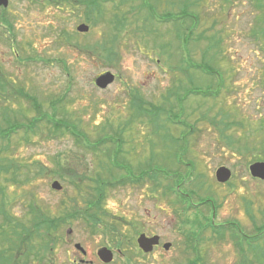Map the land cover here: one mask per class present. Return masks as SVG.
<instances>
[{"label":"rangeland","instance_id":"obj_1","mask_svg":"<svg viewBox=\"0 0 264 264\" xmlns=\"http://www.w3.org/2000/svg\"><path fill=\"white\" fill-rule=\"evenodd\" d=\"M78 1L54 5L47 0H9L4 17L7 15L11 29L0 25V71L11 83L6 94L12 95L11 87L22 89L41 105V113L55 114L56 119L63 117L66 123L76 124L90 143L103 133L116 132L114 139L121 140L119 156L127 166H144L152 158L153 163L148 164L151 171L170 163V159L171 166L167 168H174L172 165L179 160L194 159L196 172L185 178L181 190L190 195L191 201L210 195L216 203V224L232 222L236 235L255 232L256 227L264 224V183L249 175L252 164L264 161V154L263 160H255L259 154L253 150L264 141V9L257 10L255 0H148V6L160 20L184 8L196 14L198 23L185 46L183 32L188 33L190 18L179 20L182 30L178 38V25L151 19L142 0H105L98 6L102 16L98 19L93 12L89 23L84 21L86 3H81L78 11L70 7H76ZM118 19L124 20L126 28L115 32L113 25L123 24H117ZM110 20L112 24L108 23ZM82 23L90 28L86 34L76 32V26ZM116 33L112 61L94 56L96 44L110 41ZM200 35L202 39L195 41ZM212 43H217V47L211 48ZM199 65L203 70L197 68ZM105 72L116 78L101 89L94 85V79ZM205 72L215 75L209 77ZM217 76L222 84L215 97L194 94L213 91L214 86L209 87L211 83L217 84ZM175 87L182 101L181 112L175 106L170 112L168 103L162 105L163 96L167 97ZM174 99L173 95L168 98L172 103ZM8 102L15 112L9 113L11 118L25 124L36 117L30 102L18 97H9ZM149 105L162 106L166 111L159 110L157 114ZM4 107L0 98V116ZM169 114L175 124L167 119ZM151 117L153 122L149 121ZM180 121L192 127V144L188 142L186 155L170 138L185 131L177 125ZM43 122L27 142L21 139L24 134L19 130L12 137L9 152L3 155L15 157L16 162L33 169L18 175V183L6 184L8 214L21 223L29 217L27 207L32 200L52 215H59L65 207H74L80 214L87 208L84 199L93 195L88 187L91 183L85 180L78 193L52 172L58 168L56 162L60 161L64 169L85 171L87 176H92L96 168L102 173L99 168L108 167L103 155L85 150L83 137H79L81 145L77 146L68 134L54 133ZM228 123L238 125L225 132L223 125ZM161 124L166 126L159 127ZM226 136L229 142L232 140L231 146ZM34 163L43 167L42 175L35 177L39 171ZM222 166L231 171V177L219 184L215 172ZM183 167L178 171L181 177L187 175ZM111 169L118 177L115 168ZM7 174L6 178H11ZM52 181H58L62 190H52ZM159 182L164 185L168 180L160 176L156 182L145 178L139 185L105 188V223L91 234L81 217L69 220L60 228L58 234L62 239L46 255L47 260L52 264H71L72 259H78L76 243L92 260L90 253L95 254L97 247L106 243L101 234L104 226L113 223L118 228L116 233L122 234L123 244L134 232L156 234L173 243L171 249L175 252L165 251L162 256L156 253L147 264H174L176 260L181 264L177 253L181 248L179 233L189 230L183 223L187 221L192 229L194 216L205 215L207 208L191 209L185 216H177L174 210L182 206L172 194L164 196L162 188L156 185ZM69 228L71 234L67 235ZM203 233L206 239L210 231ZM106 237L110 240L109 235ZM212 238L211 245L199 242L196 264H238L239 256L231 240L224 236ZM259 246L264 248V239ZM125 247L132 248L131 242ZM207 249L212 251L211 256ZM138 258L137 261L134 256L129 264H142V257ZM125 261L116 264H126Z\"/></svg>","mask_w":264,"mask_h":264},{"label":"trees","instance_id":"obj_2","mask_svg":"<svg viewBox=\"0 0 264 264\" xmlns=\"http://www.w3.org/2000/svg\"><path fill=\"white\" fill-rule=\"evenodd\" d=\"M48 2H53L54 5H60L61 2L67 1V0H47ZM77 1V0H76ZM143 5L148 9L147 13L149 17L153 20H157L159 23L162 22H173V24L178 25L177 31L175 32L177 37L180 38V30L181 25L178 23L179 20H184L190 18L191 24L188 26V33L185 34L183 31L184 36V44L188 43V40H190V36L192 35L193 27H195L198 23V18L196 14L189 13L187 9H182L180 13L177 14H168L163 17L162 20L158 19L157 16H154V13L152 9L148 6V0H142ZM105 2V0H80L78 1V5L74 7V5H70L71 8H76L77 11L79 9V6L82 5L81 3H86L87 9L84 12V21L85 22H91V14L93 12L97 13L98 19L102 16V12L98 10V6L100 3ZM188 3V0H186ZM255 8L258 9H264V2L263 0H255ZM52 4V3H51ZM197 4V2H196ZM6 13L5 9L1 8L0 11V25L1 26H7L8 30L11 29V23L6 17H4V14ZM103 22H105V19H102ZM162 21V22H160ZM102 22V23H103ZM122 22L123 24L121 26H117L116 24L113 25L112 28H114L115 32H120V30H124L126 28V23L123 19L116 20V23ZM93 23V22H92ZM112 24V21L110 22ZM95 23H93L94 25ZM182 24V23H181ZM185 34V35H184ZM254 32L252 33V36H254ZM117 33L113 35L112 39L104 40L102 44H96V48H93V55L98 58H104L105 60L112 61V57L115 56L113 48L114 42L116 41ZM202 39V36H198L195 38V41H199ZM217 43H212L211 48H215ZM99 51H102L104 53H99ZM15 56L18 58V52L15 51ZM216 55V54H215ZM198 69L203 70L202 66L199 65L197 67ZM208 75L209 77H212L211 75H215L214 72H205L204 75ZM217 75V74H216ZM221 77L217 76V84L216 82L212 85H210L209 89H212V86H214V90H200L195 92L194 94L201 93L200 95L202 98H208V97H215L218 94L219 86L222 84V81L220 79ZM221 83V84H220ZM10 81L7 79L4 73L0 71V98L5 103V107L3 108V113L0 116V122L3 124H0V264H15L16 260L19 259V255H21L24 258V264L28 262L30 258L37 257L42 258L43 256L51 253L53 250V246L56 242L60 241L62 238L59 236L58 232L60 228L65 225L69 220L77 219V217L81 216L84 223L87 224L90 233L94 234L98 229L102 226V223L105 221L103 218H105V213L102 209L103 200L105 197V188L112 187L115 185H122V184H133L137 185L140 179L149 178L150 181L156 182L160 176L166 181L168 180V183L161 185L160 182L157 183V187L162 188V192L164 196L166 195H173L174 196H183L181 195V186L183 185V181L185 178H188L189 176H193L194 172H196V162L194 159H187L185 161L179 160L178 163H174L172 165L175 166L174 168H167L172 161V159L168 160L170 163L164 164V168H151V174H148L149 171L146 169V171H141L140 173L134 175V173L131 170L128 175L120 176L122 178H118L116 175H114L112 171V167L117 166V159L119 157L121 140L117 141L114 139L116 132H113V134H102L100 137L96 139V141L90 143V141L87 140L86 136L82 131L78 129V126L76 124H70L66 123L65 118L61 117L59 119L55 118V114H52L51 116L47 113H41V105L35 100L34 97L28 95L26 92H24L20 88L13 89L12 95L8 96L6 94L9 92L10 88ZM216 86H218L216 88ZM177 87L174 88V90H170L167 97L163 96V104L168 103V110L171 112V108L173 111V108L180 109V106H182V101L179 100L177 92L175 91ZM170 95L175 96V102H169L168 98H170ZM9 97H18L22 98L32 104V107L36 110V117H32L31 120H28L27 123L20 122L16 117L11 118L9 113H12V115L15 114L13 109L7 105L9 104L8 100ZM176 102H179L177 104ZM151 105H149L150 107ZM10 107V108H9ZM162 107V106H161ZM161 107H154L151 106L152 110L155 111L157 114L159 110L164 111V108ZM166 111V110H165ZM164 111V112H165ZM182 110L180 109V112ZM152 113V112H151ZM160 114V113H159ZM44 119L45 121L43 122ZM168 120L173 121L175 124V120L173 119V115L169 114L167 117ZM152 121V117L149 120ZM49 127V130H53L54 133L59 134H68L70 137H72L76 143L77 146L81 145V142L79 140V137H83L84 142L82 146H84L85 150L88 152H91L93 154L101 153L105 159L108 160V167L107 169L103 170L102 173L99 171L97 172V169L94 170V174L92 176H87L85 174V171H82L78 173V168H63L64 165L61 164L60 161L57 163V170H52L53 173H55L56 176H58L62 181L67 182L70 186L75 187V190H77L78 193H81V185L82 183L87 180L89 183L88 187L91 192H93L92 197L88 199H84V203L86 204L87 209H84L81 214L78 213V211L72 207L71 210H67L66 207L61 210L59 215H52L49 212L42 211L38 204L32 200L27 207V214L29 217L25 218L23 222H19L16 218L12 217L8 214L7 207L9 206L8 203L5 200V189L6 184L14 185L18 183L19 181L16 179L18 175L22 173H28L32 168H30V165H25L19 162H16L17 159L15 157H4L3 155H6L7 152H9V147L12 144L11 140L14 135L19 130H23L24 136L21 138L25 142H27L30 135H34L38 128L42 127L43 124ZM226 123V122H225ZM177 125L182 126L184 128V132H180L179 136L176 138H171V140L174 143H184L187 142V139L189 135H191L192 127L191 125L186 124L184 121H180ZM238 124H224L223 129L226 132L230 128V126H235ZM166 124H161L159 127H164ZM190 126V127H189ZM264 126V125H263ZM223 129L221 130L223 132ZM230 130V129H229ZM181 134V135H180ZM229 137L226 136L225 140H228ZM232 140L227 141V143L230 145ZM182 143V144H183ZM109 144H112L111 147H109ZM108 146L106 148V151L104 152L103 149H99V146ZM114 145V146H113ZM116 146V147H115ZM183 146V145H182ZM231 146V145H230ZM254 151L259 154L258 157L255 160L262 159L264 154V141L262 145L254 146ZM180 150H183L184 148H180ZM240 150V149H239ZM238 151V150H237ZM262 155V156H260ZM174 159V158H173ZM263 160V159H262ZM153 163V161H152ZM179 164V165H178ZM184 166V167H183ZM178 167V168H177ZM183 167L185 169V172L187 175L180 176L178 174V171ZM35 170H38L39 172L36 173V176L42 175L43 173V167L40 165H36L34 163ZM101 168H99L100 170ZM87 170V169H86ZM34 172V171H33ZM112 172V173H111ZM7 173L11 174V178L7 179ZM169 180H171V184L169 183ZM191 191V190H189ZM197 204L196 206L192 204H188L186 207H179V211L182 215H184L185 212L191 209H198L199 207L207 208V212L205 215L200 213L199 215L194 216V220L191 223L192 230L190 232H200L203 233L205 231H210V233L214 234L217 238L223 237L224 234H229L231 238V242L233 243V246L235 249H237L240 254L239 259L240 261L238 264H264V248L262 246L258 247L259 240L257 237H249V238H241L236 236V229L233 227V223H229L228 226L226 225H217L214 226L211 222L210 216L207 217V214H210L212 210H214V214L216 213V203L215 200H212L210 195H204V196H198ZM70 201V200H69ZM74 201V200H71ZM177 203L180 204V200H176ZM174 204V202H172ZM172 204V205H173ZM205 206V207H204ZM175 213H177V211ZM199 210V209H198ZM184 223H187V225L190 226V224L187 221H184ZM108 224V223H107ZM105 235L108 233H111L112 231L117 232L118 228L115 224L104 226L103 228ZM264 233V224H261L259 227H256V230L254 233ZM16 241V242H15ZM14 243V244H13ZM246 244V245H245ZM247 247L245 249L244 247ZM243 250H245L243 252Z\"/></svg>","mask_w":264,"mask_h":264},{"label":"flooded vegetation","instance_id":"obj_3","mask_svg":"<svg viewBox=\"0 0 264 264\" xmlns=\"http://www.w3.org/2000/svg\"><path fill=\"white\" fill-rule=\"evenodd\" d=\"M187 141L189 142V139H187ZM188 142H184V143L182 142L183 144L182 143H175V144L179 148H184V152H187L188 148H190ZM189 143L192 144V142H189ZM181 151L183 152V150H181ZM184 155H186V153ZM141 171L145 172L146 168L145 169H141V168L136 169L135 171H133V173L136 175V174L140 173ZM145 177L146 176H144V178ZM261 182L264 183V181H261ZM189 192H192V190ZM181 195H183L182 196L183 202H185V199L191 201L190 195L187 192L183 191V192H181ZM85 209H87V208H85ZM81 219H82V217H81ZM214 219H215V217H214ZM214 219H213L212 224L214 226H217L214 223V221H215ZM229 223L231 224V222L228 221V223H224L222 225L228 226ZM70 234H71V230H70ZM70 234H67V235H70ZM101 234L105 238L104 241L106 243L100 244L97 247V249L95 250V254L92 252L90 253L93 256V259L89 261L87 252L84 250V248L79 243H76V244H74V248L76 245H79L82 248V250H80L79 248L76 249L77 254H78V259L77 258L72 259L70 261L71 264H116V261L122 262L125 259H126L125 263L129 264L131 262V258H133L134 256L136 257L137 261L139 260V258H138L139 256L142 257V260H143L142 264H147V262H148L147 260H149L151 257H154V255L156 253H157V255L162 256L165 251L170 252L172 250L173 252H175V249H171V247L173 248V243L164 241L163 238H161L159 235H157L158 236L157 244L150 251L145 252L141 248H139V246L137 244V239L141 234L145 235V237H147V238H151V237L155 236V234L147 235L144 232H141V233L134 232V234L130 238L126 239L124 244L122 243V240H121L122 234L119 235L115 231H112L111 233L107 234L110 236V240L107 239V237L104 233H101ZM179 234L181 235V238H180V241L178 242V244L181 248L178 250L177 253H178V256L181 258V259H179V261L182 262L181 264H196L197 259H198V257H196L197 256L196 253L198 254L197 248L199 246V242L206 241L209 245H211V240H213L212 237L215 236L214 234L209 233L208 237L205 239L203 237L205 235L204 233L190 232V231H183V232H180ZM223 236L225 237V239L231 240L229 234H224ZM236 236L241 237V238H243V237L249 238V237H253V236L259 238V237H262L264 235L262 233H245V232H243V233L237 234ZM107 241H110L112 243L108 244ZM130 242H131L132 248L125 247V246H128ZM165 243H169V244H171V246L168 249H165L163 247V245ZM202 244L207 245L206 243H202ZM102 249H106L107 251L111 252L112 259L109 263H105L104 261L101 260V258L99 256V251H101ZM235 251L237 252V254H240V252L237 249H235ZM244 251L245 250H243V252ZM206 252H209V254L211 256V252H212L211 250L207 249ZM238 256H240V255H238ZM19 257L20 258L16 260L15 264H24L23 263L24 258L21 255H19ZM239 261H240V259H239ZM11 264H13V263H11ZM26 264H52V263L49 260H47L46 255H45L42 258H38V259H37V257L30 258ZM174 264H177V260L174 261Z\"/></svg>","mask_w":264,"mask_h":264},{"label":"water","instance_id":"obj_4","mask_svg":"<svg viewBox=\"0 0 264 264\" xmlns=\"http://www.w3.org/2000/svg\"><path fill=\"white\" fill-rule=\"evenodd\" d=\"M7 6H8V0H0V7L7 8ZM76 31L81 34H85L89 31V26L83 23L79 24L78 26H76ZM113 79L114 77L111 73L105 72L95 78L94 84L97 87L104 89L110 82L113 81ZM249 172L253 178H257L264 181V162H256L252 164L249 167ZM230 176H231V172L229 171V169L225 167H220L219 169H217L215 173V178L219 183L227 182ZM51 188L54 190H61V186L57 181L51 183ZM68 233H70V230L68 231ZM157 242H158V237L154 236L151 238H147L143 234H141L137 239L138 246L145 252L150 251L153 248V246L157 244ZM75 247L80 248L79 245H76ZM169 247L170 244H166L164 246L165 249ZM99 256L101 260L104 261L105 263H109L112 259L111 252L107 251L106 249H102L101 251H99Z\"/></svg>","mask_w":264,"mask_h":264}]
</instances>
